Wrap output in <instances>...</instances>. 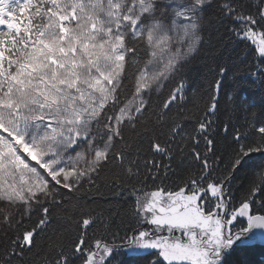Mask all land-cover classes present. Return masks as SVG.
<instances>
[{"label": "snow or ice", "instance_id": "obj_1", "mask_svg": "<svg viewBox=\"0 0 264 264\" xmlns=\"http://www.w3.org/2000/svg\"><path fill=\"white\" fill-rule=\"evenodd\" d=\"M210 24L243 58L190 100ZM233 70L264 88V0H0V264H245L264 102L230 97L217 131ZM101 188L130 196L119 224L88 204Z\"/></svg>", "mask_w": 264, "mask_h": 264}, {"label": "trees", "instance_id": "obj_2", "mask_svg": "<svg viewBox=\"0 0 264 264\" xmlns=\"http://www.w3.org/2000/svg\"><path fill=\"white\" fill-rule=\"evenodd\" d=\"M211 17L209 20L211 21ZM243 58L242 52H238L235 46L228 43L227 40H220L215 34V29L209 25V31L206 34V44L200 55L188 66L186 71V82L188 85V98L190 100H198L199 92L207 88V82L211 78L212 70L217 66L233 69L234 65L240 63ZM230 97L246 98L249 103L256 105V111H259V105L264 102V88L261 87L259 81L253 83L246 74L242 72L230 71L226 74L221 90L219 114L216 118L217 131L223 135V125L228 123L230 118L235 122L236 112L233 111L234 104ZM246 172L239 171L236 174L233 188L239 189L244 184ZM88 204L92 208H98L107 214L112 212L114 218L116 213L120 212L131 203L130 196L125 193H114L108 188H101L98 192L93 190L86 194ZM117 224H119V219ZM115 230V229H114ZM126 249L119 251L114 264H144L141 258L125 254ZM245 262V264H264V245L254 244L247 251H240L233 258Z\"/></svg>", "mask_w": 264, "mask_h": 264}, {"label": "water", "instance_id": "obj_3", "mask_svg": "<svg viewBox=\"0 0 264 264\" xmlns=\"http://www.w3.org/2000/svg\"><path fill=\"white\" fill-rule=\"evenodd\" d=\"M255 244H261V243L259 242V240H257V242ZM262 245H264V244H262Z\"/></svg>", "mask_w": 264, "mask_h": 264}]
</instances>
